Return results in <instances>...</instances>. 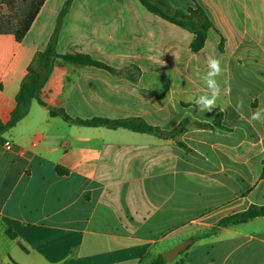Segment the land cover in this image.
<instances>
[{"label": "crops", "instance_id": "obj_1", "mask_svg": "<svg viewBox=\"0 0 264 264\" xmlns=\"http://www.w3.org/2000/svg\"><path fill=\"white\" fill-rule=\"evenodd\" d=\"M65 1L45 0L21 42L0 33L1 123ZM167 1L206 8L213 27L198 52L191 33L138 0H71L56 53L115 72L57 57L41 101L72 119L138 118L163 137L68 123L31 101L0 133V264H149L189 237L186 264H264V217L210 233L264 205V122L251 120L264 108V0ZM210 56L221 61V94L201 112L194 98L210 95L201 79Z\"/></svg>", "mask_w": 264, "mask_h": 264}, {"label": "trees", "instance_id": "obj_2", "mask_svg": "<svg viewBox=\"0 0 264 264\" xmlns=\"http://www.w3.org/2000/svg\"><path fill=\"white\" fill-rule=\"evenodd\" d=\"M44 1L45 0H29L25 10L22 13V16H20L14 22L11 21V19L0 17V33L13 34L15 40L21 42L39 10L41 9ZM70 2L71 0H66L61 10L59 11L56 17L55 27L46 47L44 48V50L36 52L31 63L29 64L27 72L20 83L18 93L16 94V105L10 114V119L5 124L0 122V133L11 128L16 124L17 121L24 117L28 112L31 101L35 100L39 105L45 106L50 115H60L61 118L68 123H75L85 126H104L109 129L126 128L134 132L154 134L163 137L162 133L156 127L146 124L143 120L138 118L118 120H110L104 118H94L91 120L72 119L71 117L66 115L62 109L50 108L41 101V89L51 71L53 60L57 57L79 64H86L97 68H102L109 71L110 73L115 72L111 67L105 65L102 62L93 60L86 54L76 52H66L63 54L56 53L55 46L61 21L67 8L70 5ZM138 2L148 12L155 14L162 19L191 33L193 37L190 42L189 48L192 53L198 52L203 48L207 37V32L213 27V22L208 12L206 11V8L202 4L194 1V5L192 7H187L186 9H178L171 7L167 0H138ZM219 49H222L221 42L219 43ZM187 123L188 120L183 119L178 124V126H176L169 132V135L172 136L180 133ZM201 126L212 127L208 124H201ZM57 172L60 174L65 171L61 168H58ZM261 177L264 178V162ZM256 217H264V205H250L246 210L242 212L222 218L220 221H218L216 227L210 230V233H213L217 227H227L229 225L244 223ZM6 234L10 238H14V234L9 230L6 231ZM189 246L186 249H188ZM184 251L180 254V258L176 260V264H186L182 259V254L184 253ZM165 263L166 261L159 255L158 257L152 259L149 264Z\"/></svg>", "mask_w": 264, "mask_h": 264}, {"label": "clouds", "instance_id": "obj_3", "mask_svg": "<svg viewBox=\"0 0 264 264\" xmlns=\"http://www.w3.org/2000/svg\"><path fill=\"white\" fill-rule=\"evenodd\" d=\"M206 63L209 71L206 73V75L202 76L201 79L206 82L210 95L206 93L194 98V103L197 106V109L201 112H211L213 109H215L217 107V99L221 94V88L215 79L223 71L221 68V61L216 57L210 56L207 58ZM225 91L230 92V88H226ZM242 108L243 101L241 100L235 107V110L241 115V118H243L241 112ZM251 120L264 122V108L254 111L251 115Z\"/></svg>", "mask_w": 264, "mask_h": 264}, {"label": "rangeland", "instance_id": "obj_4", "mask_svg": "<svg viewBox=\"0 0 264 264\" xmlns=\"http://www.w3.org/2000/svg\"><path fill=\"white\" fill-rule=\"evenodd\" d=\"M28 2L29 0H0V17L11 19L13 22L16 21L20 16H22ZM193 244H191L184 252L188 251ZM179 256L176 260L180 258Z\"/></svg>", "mask_w": 264, "mask_h": 264}, {"label": "water", "instance_id": "obj_5", "mask_svg": "<svg viewBox=\"0 0 264 264\" xmlns=\"http://www.w3.org/2000/svg\"><path fill=\"white\" fill-rule=\"evenodd\" d=\"M192 238H186L182 242L174 245L170 249H168L165 252H162L160 256L166 261V262H173L191 243Z\"/></svg>", "mask_w": 264, "mask_h": 264}, {"label": "built area", "instance_id": "obj_6", "mask_svg": "<svg viewBox=\"0 0 264 264\" xmlns=\"http://www.w3.org/2000/svg\"><path fill=\"white\" fill-rule=\"evenodd\" d=\"M3 146L5 149H10L11 143L9 141H5Z\"/></svg>", "mask_w": 264, "mask_h": 264}]
</instances>
